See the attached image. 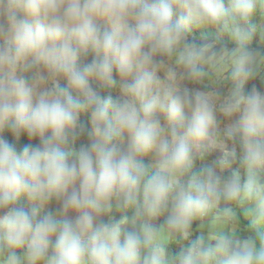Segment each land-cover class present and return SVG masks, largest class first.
I'll list each match as a JSON object with an SVG mask.
<instances>
[{
    "label": "clouds",
    "instance_id": "obj_1",
    "mask_svg": "<svg viewBox=\"0 0 264 264\" xmlns=\"http://www.w3.org/2000/svg\"><path fill=\"white\" fill-rule=\"evenodd\" d=\"M0 264H264V0H0Z\"/></svg>",
    "mask_w": 264,
    "mask_h": 264
}]
</instances>
